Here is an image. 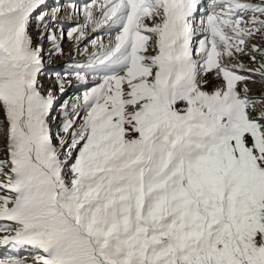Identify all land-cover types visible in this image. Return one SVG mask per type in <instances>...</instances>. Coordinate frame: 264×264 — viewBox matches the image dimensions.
<instances>
[{"label":"snow or ice","instance_id":"1","mask_svg":"<svg viewBox=\"0 0 264 264\" xmlns=\"http://www.w3.org/2000/svg\"><path fill=\"white\" fill-rule=\"evenodd\" d=\"M67 7L77 52L115 37L55 73L93 81L58 105L62 6L0 0V264H264V62L231 63L264 61V0Z\"/></svg>","mask_w":264,"mask_h":264},{"label":"rangeland","instance_id":"2","mask_svg":"<svg viewBox=\"0 0 264 264\" xmlns=\"http://www.w3.org/2000/svg\"><path fill=\"white\" fill-rule=\"evenodd\" d=\"M61 1V2H60ZM52 0L51 4L48 6V9L51 8L52 6L55 7L56 4L60 5L62 3H65L66 0ZM74 0L73 2L70 3H75ZM207 1V0H206ZM251 2H260V0H251ZM69 4V3H67ZM209 3L207 2L206 5H208ZM205 6V5H204ZM67 7V5H66ZM65 7V4L62 6V10L60 11L58 17H57V22H56V26L54 28H52L53 31H55L57 34H59L60 29L63 28L64 33H65V37L62 41V47H63V55H58V56H54V57H49L48 53L51 50L52 45L50 43H44V49H45V53H44V57H46L45 60V64H49L50 63V67L51 69H49L50 67H45L48 68V73H44V75L40 76V81L41 84L43 85V88L45 91H47L48 89H51L53 91V93L56 95L57 97V104L59 105L61 102H68V104L70 105L71 103L75 102V98L78 96H82L83 92L87 89V87L91 86L93 81L91 78V75L88 74L87 75V79H88V85H85L84 83L77 81L74 77V74L68 77V81L65 83V91L64 94L61 95L60 92L58 91V89L55 87V83H56V79L57 77L55 76V73H60L61 75L64 74L65 70L69 69V66L74 65L75 63H86L87 62V55L84 54L83 49L84 47H87L89 49V52L92 50V46L89 43V41L93 38H97V37H103L101 34V32H96V33H91L88 36L87 40H83L80 42V52H77L75 50L76 45H75V41L68 39L67 38V31L69 30L70 26H75L77 24V20L79 19L80 22L83 21V17L82 16H69V8ZM61 22V23H60ZM35 23V22H34ZM196 26H199V18H197V22H196ZM52 26L50 25V28ZM87 31V30H86ZM104 32V31H103ZM115 32V31H113ZM33 36L35 38L36 33L35 31H33ZM106 39V38H105ZM103 40L104 44L107 45L108 43L106 42V40ZM261 42V43H260ZM38 43V41H37ZM250 44H255L257 47L261 48L262 50H264V37H260L257 36V38L253 41L250 42ZM69 52H71V55L69 54ZM259 55L257 54V59L256 62L253 63L251 61V59L248 56H241L239 58V61L233 60L231 61V63L235 64V63H242L245 66V70L251 69V70H255L257 68L260 67V64L264 61L258 60ZM54 65L51 66V65ZM44 68V69H45ZM84 74V73H82ZM252 86L254 88H252ZM249 88L251 89V95L256 96L259 95L261 93H264V83H260L258 78H257V82L253 83V82H249ZM57 111H59V109H57Z\"/></svg>","mask_w":264,"mask_h":264},{"label":"bare ground","instance_id":"3","mask_svg":"<svg viewBox=\"0 0 264 264\" xmlns=\"http://www.w3.org/2000/svg\"><path fill=\"white\" fill-rule=\"evenodd\" d=\"M51 1L52 0H47V4H48V6L51 4ZM61 2V1H60ZM86 2H90V0H86L84 3H86ZM205 2H206V0H201V3H202V5H203V7H205L204 5H205ZM67 3H69L70 4V2H65V3H62L61 4V6H63L64 4H65V7H66V5H68ZM83 3V4H84ZM210 3H211V1H210ZM83 4L82 5H79V6H83ZM56 6H60V5H58V4H56ZM53 7V6H52ZM51 7V8H52ZM51 8H49L48 10H50ZM67 8V7H66ZM206 8V7H205ZM63 9V8H62ZM69 10V9H68ZM68 12H70V10L68 11ZM70 16V15H69ZM58 20V19H57ZM61 23V22H60ZM104 31V29H101L99 32H101L102 34V39L104 40L105 38V40H106V42L107 43H109L110 42V40H114V37H115V32H112L110 35L109 34H107L105 31ZM87 32V36H89L91 33H93V32H91L90 30H87L86 31ZM91 36V35H90ZM89 36V37H90ZM38 43H39V41H38ZM261 43V42H260ZM70 53V52H69ZM44 59L46 60V57H44ZM258 60H260V58H258ZM50 67V63L49 64H45V67ZM51 66H53L54 67V65L52 64ZM44 67V68H45ZM49 69H51V67L49 68ZM44 73H48V68H45L44 69V72H43V74L42 75H44ZM252 88H254L253 86H252Z\"/></svg>","mask_w":264,"mask_h":264}]
</instances>
